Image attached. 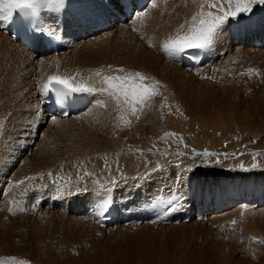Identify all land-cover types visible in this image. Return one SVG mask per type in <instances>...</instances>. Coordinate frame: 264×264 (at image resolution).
I'll list each match as a JSON object with an SVG mask.
<instances>
[{"label": "rangeland", "instance_id": "obj_1", "mask_svg": "<svg viewBox=\"0 0 264 264\" xmlns=\"http://www.w3.org/2000/svg\"><path fill=\"white\" fill-rule=\"evenodd\" d=\"M173 1L166 0L164 2L165 6L163 4L161 5V9H159L160 11H166L165 8L167 6V9L170 11L172 10L173 13L169 12L168 14V12H159L160 14L158 13L157 16V25L159 23L160 26H156L157 30L154 29V31H157L158 35L162 34L164 36V39H166L165 42H167L171 38V36L173 38L178 34H183L182 32H180V25L185 24V18H187V16L189 15L187 12V0H185L186 2L183 1L184 3H181L182 1H178L180 3V7L177 6V4ZM207 1L209 4L210 2L211 4L212 2H214L213 4H215L217 1V3H219L221 0ZM171 3L175 6H172ZM194 3H196L197 5V1L194 0L191 3V6H195ZM219 5L220 4H218L217 7L211 8L207 6L206 12H212L214 15L222 14L220 12V9L227 10L230 7V5H228L227 7L223 8L219 7ZM182 6H186V9L184 8V10H186L185 12L184 10H180L181 8L183 9ZM174 7L179 8L174 9ZM250 8L251 11L255 10L254 4H251ZM175 11H177L175 15L178 18H175L173 15ZM180 11L182 12V15ZM178 12L180 14H178ZM183 13L185 14L183 15ZM196 15H198V13L194 14L193 16H188V19L190 20H187L189 21V25L192 22V18ZM258 15H264V12L262 14L258 13ZM182 16H185L184 22L182 20ZM174 20L176 22H174ZM179 20L181 23L179 22ZM174 26H177L178 29ZM167 27L170 30H167ZM221 29L222 27L218 30V32H220L219 34H221V32L224 33V31ZM115 30L116 29H113V31ZM256 32H254V34ZM117 34L118 33L114 35L115 38L118 37ZM224 35H226L227 37L224 36L223 39L219 41V44L216 42L217 50L214 52L216 53L218 51L226 50V55L220 57L217 60L216 65H212V70L209 72V74H207V77L198 79L195 74H193V78L191 80L193 82H191L192 84L190 83L192 86L189 84V82L186 81H184L186 82V84H174L172 87H170V90L173 92V94L170 93V99L175 94L177 100L171 101L172 103L170 104L166 100L167 97L163 96L164 94L162 95L163 99L161 100L160 108L162 109V112H164V115L162 116V125H156L153 129V132L157 133L156 135H154L153 137H149V140H145V138L143 140H138L137 138L134 144L129 143L130 140L126 139L127 145L121 146L120 148H118V144L113 143V140H105L102 136V121H104V112L110 109L111 105L114 106V109H118L119 107H121L122 109L123 105L118 106L111 98L103 94L98 96L97 102L93 101L95 106H97L95 107V111L97 110L95 114H92L93 112L89 113L87 115H84V117L80 118L76 124L65 125L61 129L54 130L55 132L51 137V142L47 146V155L51 156L53 154L55 156L59 153L58 156L62 157L55 158L57 156L56 155L55 157L51 156V159L50 157H47V155H45L50 162V167L47 166V168H50L48 169V171L52 170L53 172L57 173L60 170L59 172H63V174L65 173V176H70L72 178L77 188H81L78 181V176H80L83 177L86 186H94L99 191L104 189L103 192L91 190L90 194L96 201H102L103 199L108 197L109 194L108 192H104L105 189H107V191L113 192L114 194H116L115 202H111L110 204H116L119 201H127L125 200L126 197H124V195L120 194V196L118 194L123 193V188H125L129 184V186L133 188L132 191L140 189L139 192H145L144 194L150 198L156 196L161 192L164 193V195H170L174 191V187L178 185L181 179L179 178V176L181 175H189L183 179V182L185 183L191 180H201L203 184L199 185V187L209 186V180L207 179H216L217 181V179L222 178V176H219V174L226 175L225 173H228L230 170H235L241 175L252 173L253 176L251 174H249V176H243V180H245L247 183H249V181H251L253 177L256 181L257 176H260V180L264 182L263 124L258 128H255L257 132L255 131L253 133L252 130L250 131L249 129H246L245 132V130H243L245 129V126L244 128H242L243 126L241 127L239 125H232V127L228 126L229 129L232 130V135H230L223 130L224 127L218 128L216 130H203L201 128V126L203 125L202 122L205 123L209 121L210 123V121L212 122L213 119L210 118V120L208 117L205 116L206 118L204 117L205 119H201L200 124H196L197 122H195V120L189 115H192V113L196 115L198 112H200V114L202 115L201 109L203 108V111L205 110L207 113H209V111H218L219 114L224 117H228L229 113L231 112L230 115H232L237 120L239 118L242 119L243 115L247 118L252 116V118H255L259 123H264V113H259L257 111V109H259V105L264 102V53L254 54L248 51L234 52L233 50H231V46H229L227 42H224L227 41L228 36L231 39L232 35L230 33H224ZM119 47L117 48L118 51L121 49H119ZM7 65L8 63L4 61L5 70L3 66L0 65V71L3 70V75L0 72V83L3 84L0 86H6V90L3 88L4 91H2L3 89L0 87V89H2L0 91V95L3 98L1 99L0 96V105H3L0 106L3 108H0V122L2 123V117H4L5 113H7L6 111H8V108L12 106L11 104H13L12 97L16 94L20 95V91H23V87H25L24 91L28 90L32 94L34 93L38 100L41 92L43 91L41 84L46 83L45 80H47H43V78L49 76L50 72H52L51 67L43 65L40 70L41 73L31 72L15 76L14 80H16L15 83L16 86H18L16 87L14 85L16 87L15 88L14 86L12 87L9 85L8 79L6 78V75L8 73ZM205 68L206 65L203 67V69ZM133 69L134 73L140 72L142 75H145L142 70L137 68ZM248 69H253V72L249 73ZM43 72L46 73L44 74ZM24 74H26L29 78ZM1 76L4 80H7H5L4 82ZM19 76L25 77H20L22 78L20 79L18 78ZM22 80L23 84L26 82L25 84L27 85H23ZM35 84V88L32 89L31 87H34ZM148 84L149 86L155 85V88L153 89L154 96L151 99L147 100L145 104L135 106V108L137 107V109L135 111V114H133L135 115L136 121H139L141 119L143 111L142 109H146L148 107L147 114L150 113V109H152L150 107L153 106L154 102L158 101L157 99H160L158 97L165 90V88H159L162 87V85L158 82L154 83V81H151L148 82ZM183 85H185L188 89H186L185 86L183 87ZM26 87L28 89H26ZM17 88L20 89V91L17 90ZM193 94V97L190 96ZM192 100H194L195 102ZM197 100L199 101L197 102ZM199 102L203 105L200 106L201 108H199ZM179 103L182 104V108H179ZM5 105L8 107H6ZM132 107L133 106H131V108ZM114 113L115 111L113 110L112 114ZM187 114L190 117H185V115ZM24 115H26V113H24ZM35 116L38 119V115ZM229 120H232V118H228L227 121ZM85 121L87 123H85V125L83 126V123ZM237 123L239 124L240 122ZM235 127L241 128L237 130ZM74 128L76 132H74ZM166 134H175V136L171 137L170 139H166ZM71 136L72 138H70ZM90 136H95V138L91 139L89 138ZM1 137H4L2 139V142H5L6 136L4 135V133H0V138ZM98 137H101L103 139L102 142L98 141ZM67 140H70V146L68 148H70L73 144L74 152L78 153L79 156L75 154L72 155V158H67V154H65L64 156V153H67L66 150L68 149H65L67 147L65 144L67 143ZM72 141H74V143ZM75 141L79 142V144L77 143L78 145H76ZM81 143L83 146L81 145ZM67 145H69V143H67ZM61 146H64L65 148ZM80 146L84 148L82 149V147ZM21 148L17 149L19 151H16L14 153L15 155L13 156H9V154L3 155L1 154L2 152L0 150V158L2 159L1 162L3 161L2 163L4 164L3 166V164L0 163V165L3 167L2 171H4L2 172L3 174L1 173L3 175V178H0V187L2 188L0 189V192H2V194L4 195L6 193H11L12 191L14 192L15 185L17 184V181L19 179V177L14 178V176H19L22 172H26L25 174H29L30 172V167L27 164V160L29 157L31 158V155L33 156L32 150L26 148V146L23 145L21 146ZM80 148L83 150V152ZM52 149L54 152L52 151ZM58 149L60 150L59 152H57ZM50 150L52 151L51 153H49ZM205 152H207L208 155H203V153ZM1 155L3 158L1 157ZM17 158L19 161L16 160ZM62 158H67L74 161L73 166L69 167L71 168V171H69V168L63 166V164L66 163L64 162V159V161H62ZM53 160L54 162H56L57 160L59 164H55ZM23 163L24 165H27L24 167L22 165ZM51 164L55 166H51ZM96 165H98L99 167H97ZM18 167L21 168V171H23L20 172V170L17 169ZM57 167L58 169H61L57 170ZM105 169L116 173V175H113L116 179L112 178L107 181L104 178L100 179V177H98V175L95 173L97 171H104ZM12 171L14 174L12 173ZM43 172L45 171L38 170L35 175H39V179L41 176L43 180ZM69 172H73V174L69 175ZM9 173H12L10 175V178ZM132 177L133 179L138 178L140 180H143L149 187H153L154 185L155 190L154 188H150L152 190L151 191L149 187H145L144 185L133 181ZM229 177L236 179L235 175H230ZM234 183L235 182H233L232 185ZM114 184L117 185L114 187ZM157 184H162L164 188L168 189H158ZM4 186L6 187V191H4ZM55 188L56 191H59V193H65V189L63 190L62 188ZM256 188H260L258 189L260 191L261 185L257 184ZM256 188H254V191H256ZM49 189L50 191L48 195L51 197L50 200H59L56 191L53 190L51 187H49ZM93 193H95L96 195ZM52 194H54V196H52ZM132 199V204L136 206L138 204L139 198ZM23 200H25V196L14 198V201H20L18 206L31 204L32 201L31 200L30 202H28L25 200L26 202H24ZM145 204L143 206H146L147 208L155 207V204L148 205V201ZM244 207L245 208H240L231 216H218L214 219H206L203 221L192 220L188 223H180L178 225H164L163 221H159L160 223H155L154 221L157 220L144 219V221H141L140 225H135L136 227H133V229H131L129 228V226H125L128 224L127 221H129L131 218H129L125 223L117 222L114 225L115 227L113 229L107 230L108 232H102V230H98V228H96L95 226L90 225L92 227H89V229L86 231L88 234L86 232H81L83 236H79L78 231L75 230L74 227H72V222L70 220L65 217H63V219L61 220L58 219V214H60L61 212L50 211V207H48V210L45 211L43 217L41 214H35L31 216V218L35 219V221L33 222L31 220H26L23 222V226L16 223V226L20 229L19 231H21V233H19L18 231L16 234H21L22 238L20 236V238L17 237L12 241H0L4 249L5 246L9 243V246L5 249L4 255L0 257V264H15V262L19 261H25L27 262V264H129L128 262L132 264L133 261L135 262L134 264H201L203 260H205L207 257L210 258V251H212L214 243L218 242H225V244L231 246L234 252L233 254L227 253V257L225 256V260L223 259V262L220 264H263L264 227L262 224L264 223V221H262L261 218H263L264 220V213L257 214L255 213V211H264V207H259L254 210L249 209L247 206ZM160 211L161 207L158 210L157 214ZM125 213L126 211L123 214ZM225 213L226 212H224V214ZM245 213H247V215H245ZM64 214L71 217L69 213ZM257 215L261 217H258ZM146 221L149 222V224L142 225ZM232 221H235L236 223L233 224ZM25 224L29 225L26 232L23 231ZM13 226H15V224L12 225V227ZM19 226H22V228H20ZM99 226L101 227L100 224ZM139 227H141V229ZM172 227L174 229H171ZM29 229L37 230V238L40 241H37L36 238H31L32 234L29 235V238L33 241L26 240L24 235H27ZM182 231L184 232L182 233ZM15 247L19 248V255L14 253L13 249ZM110 257L113 259L110 260ZM132 257L135 259H133ZM141 257L143 258V261ZM128 258L130 261L127 262L126 259L128 260ZM122 260L124 262H122ZM125 261L127 263H125ZM210 263H213L212 259H210Z\"/></svg>", "mask_w": 264, "mask_h": 264}, {"label": "bare ground", "instance_id": "obj_2", "mask_svg": "<svg viewBox=\"0 0 264 264\" xmlns=\"http://www.w3.org/2000/svg\"><path fill=\"white\" fill-rule=\"evenodd\" d=\"M165 1L166 0H153L152 4L144 12L143 16H138V14H136L129 24L123 25L122 27L116 26L115 31L103 30L102 32H99L96 35L91 33V27L95 28V27L99 26L102 23V21L112 18L113 13L115 11H117V3L115 0H60L59 4H55L53 6L51 5V3H43L42 2L40 4H37L35 6V8L37 9L38 14H39L38 16H39L40 26L42 25V28L44 31L59 32V30L62 29L63 27L68 28V34L63 39V50L61 52H59L58 54H52V55H47V56H42L40 52H38L34 49H26L25 47L18 45L17 42H13L8 37L7 33H4V28H5L4 25H6L5 23L7 21H0V65H2L4 68V61L8 63V65H7L8 66V68H7V72H8L7 75L8 76L6 75V78L8 79L9 85L12 87L14 85L16 86V83H15L16 80H14L15 76H18V75L23 74V73H31V72L39 73L41 70V67L43 65L49 66L52 69V72H50V74L48 73L49 76H46L47 78L45 77V78H43V80L44 79L48 80V77H50V76H59L61 78H73L72 82L74 84H77V85L85 84V85H89L91 87H94L96 89L104 87V85L101 83V80L104 76H116V75H119L122 77L123 76H129L130 74L134 73L133 68L140 69L145 74L144 76L149 78L147 80V83L151 82V81H154V83H157V82L160 83L162 85V87H159V88H165L164 92L158 97L160 99L156 98L158 101L155 100L156 102H154L153 106L150 107V108H152V109H150V113L147 114V108L148 107L146 109H142L143 111H142L141 119L139 121L135 120V115L133 114V107L131 108L130 105H123L122 109H121V107H119L118 109L117 108L114 109V106L111 105V108L104 112V117H103L104 121H102V134H103L102 136L107 141L113 140V143L118 144V148H120L121 146L127 145L126 139L130 140L129 143H131V144H134L137 138H138V140H143L144 138H145V140L146 139L149 140V137H153L154 135L157 134L156 132H153L154 127L156 125H162V116L164 115V112H162V109L160 108L161 100L163 99L162 95L164 94L163 96L167 97L166 100L168 101L169 104L172 103L171 101H176L177 98L175 97V94L170 99V93L173 94V92L170 90L171 89L170 87H172L174 84L175 85H177L179 83L180 84L181 83L186 84V82H189V84H190L191 82H193V81H191L193 78L192 75L203 69V67L211 59L210 58V55H212L211 52L217 50L216 49V46H217L216 42L219 44V41L222 40L224 36H226V35H224L225 32L224 33L221 32V34H219L220 32H218L217 36L214 38L212 45L210 47H208V49H207L206 56L208 55V59L204 60L198 68L189 69V68L185 67L181 61H178V60L174 59L173 57H169L163 51V44H164L166 39H164V36L162 34L158 35L157 31H154V29L157 30L156 26H158V25L160 26L159 23L157 25L158 13L159 12H162V13L168 12V14H169V12H172V10L170 11L167 9V6L165 8L166 11L165 10H163V11L159 10V9H161L160 8L161 5L162 4L164 5ZM178 1H182L181 3L186 2L185 0H174L173 2H175L177 4V6H179V7H180V3ZM193 1L194 0H187V5H188V11L187 12L190 16L191 15L193 16L194 14L200 13L201 11L206 12V7L209 5L207 0H196L197 5H196V3H194L195 6H191L192 5L191 3ZM213 3L214 2H212V4ZM210 4H211V2H210ZM172 6H175V5L172 4ZM179 7H177V8H179ZM185 7H183V9L181 8L180 10L183 11ZM177 8L174 7V9H177ZM185 11L186 10H184V12ZM175 13H177V11L174 12V14H173L174 17L178 18V17H176ZM178 14H180V13L178 12ZM184 14L185 13H183V15ZM181 15H182V12H181ZM64 16H67V19H65ZM185 16L184 17L182 16L183 22H184ZM188 16H187V18H185L186 19L185 24L180 25L181 26L180 32H182V33L184 31H186V29L188 27L187 25H189L188 22L190 20L188 19L189 18ZM172 17H171V19H172ZM175 20H174V22L177 21V20L176 21ZM187 20H189V21H187ZM179 22H180V20H179ZM169 23H170V21H169ZM245 25H246V31H242L241 34H239L237 38H234V36H232L230 39L228 36L227 41H224V40L223 41L227 42L229 44V46H231V50H233L234 52L235 51H246V52L248 51V52H251L254 54L264 53V48L254 49L250 46H245L248 38H251L252 36H255V37L260 36L264 32V15H258V14L253 15L252 18L250 20H248V22ZM82 26H84L83 30L80 31V34L77 33L81 29ZM174 27L178 29L177 26H174ZM165 28H166V26H165ZM167 30H170V29L168 28ZM163 32H164V30H163ZM170 32H169V34H170ZM254 32H256V33L254 34ZM116 33H118L117 38L114 37V35ZM82 36H83V38H82ZM167 36H169V35H167ZM171 38H172V36H171ZM88 44H89V46H88ZM117 46L118 47L120 46L119 49L121 48L119 51L117 49L118 48ZM111 47H112V50H111ZM113 48H114V50H113ZM210 49H211V52H210ZM173 61H178L180 63V65L177 63H171ZM119 69H123L124 71L120 72V71H118ZM4 70H5V68H4ZM2 71H0V72L3 75ZM97 71H100V73H101L100 77H96L95 73ZM24 75H26V74H24ZM43 76H41V77H43ZM20 77H23V76H19L18 78H20ZM1 78H2V76H1ZM7 79H5V80H7ZM20 79H22V78H20ZM5 80H4V82H5ZM23 80H22V84H23ZM47 80H45V81L47 82ZM184 81H186V82H184ZM19 82H20V80H19ZM39 83H41V82H39ZM2 84L0 83V85H2ZM43 84H41V85H43ZM25 85H27V84H25ZM184 86L185 85H183V87ZM0 87L2 89L3 88L5 89L6 86L5 87L0 86ZM16 87H18V86H16ZM27 87H26V89H28ZM23 88L25 90V87H23ZM31 88L33 89L34 87L32 86ZM185 88H186V86H185ZM2 89H0V91ZM4 89L2 91H4ZM186 89H188V88H186ZM17 90L20 91V89H18V88H17ZM23 91H20L21 92L20 95L16 94L15 96L12 97L13 99L11 98L13 100L12 101L13 104H11L12 106L10 108H8V111H6L7 113H5L4 117H2L3 123L0 122V133L1 134L4 133V135L6 136L5 142H2V139L4 137L0 138V150L2 152V153L1 152L0 153L3 155L9 154V156H13V155H15L14 153L16 151H19L17 149H20L21 146L23 145V146H26V148L32 150L33 156L31 155V158L28 156L30 158V160H29V158L27 160L28 161L27 164L30 167L29 168L30 169L29 174H25L26 172L25 173L22 172L23 170L21 171L20 170L21 168L18 167L17 169H19L20 172H22V173H20V175L18 173L19 176H14V178L19 177L17 182L25 181V183L19 184V187H17L16 186L17 184H16L15 188H14V192L12 191L11 193H6L5 195L2 194V192H0V241H12L17 237L20 238L21 234H19V235L16 234L20 230L16 225L17 224L22 225V224H24L23 222L26 220H31L33 222V221H35V219L31 218L32 215L41 214L43 217L45 214V211H47V210L39 211L38 208L36 207V205H34V204H27L24 206H18L17 204H13L12 202L14 201L15 197H21V196H23V197L25 196V200L30 202L32 200L34 187H36L37 184L41 185V184L46 183L44 180H42L41 176L39 179L38 178L39 175H35V173H37L38 170H44L45 171V170L50 169V168H47V166L50 167L49 166L50 162H49V159L46 158L45 155H47V153H48L47 152V146L51 142V137L53 136V134L55 132L54 130L61 129L65 125L76 124L80 118L84 117V115H87V114L92 113V112H93L92 114H95L97 112V110L95 111V107H97V106H95L93 99L91 97H89V99L91 100V105L86 109V111L84 113H80L78 115H71V116H69V118L67 120H55V123H53V121L46 120L44 114L42 113L43 112V105L39 101H40V97L44 91L41 92L38 100H37V97L34 95V93L32 94L28 90L24 91V92ZM186 91H188V90H186ZM190 91H192V90H190ZM189 94H190V92H189ZM194 94L190 95V96L193 97ZM195 96H197V95H195ZM197 98H199V97H197ZM1 99H3L2 96H1ZM192 101H194V100H192ZM195 101H196V99H195ZM198 101L199 100H197V102ZM3 102H4V100H3ZM198 104H200L199 108H201L200 106L202 105V103L199 102ZM0 106H3V105L1 104ZM6 107H8V106H6ZM0 108H2V107H0ZM179 108H182L181 103H179ZM258 108L259 109H257V111L259 113H264V102L261 103ZM136 109H137V107H136ZM113 110L115 111L114 114H112ZM201 110H202V115L200 114V112H198L196 115L193 114L192 112H190V113H192V115L191 114H189V115L195 120V122H197L196 124H198V123L200 124L201 119H205L206 117H208L209 119L210 118L213 119V121L212 122L210 121V123H209V121H207L205 123L202 122L203 125L201 126V128L203 130H206V131L207 130H216L218 128L224 127L223 130L227 134L232 135L231 134L232 130L229 129L228 126L232 127V125H239L241 127L243 126L242 128H244V126H245V129H243V130H245V132H246V129L247 130L249 129L250 131L252 130V133H253L256 131L255 128H258L262 124L264 125V123H262V122L259 123L255 118H252L251 114H250L251 117H249V118H247L246 116L243 115L242 119L239 118L237 120L232 115H230L231 112L229 113L228 117H224L221 114H219L218 111H214V112L209 111V113H207L205 110L203 111V108ZM244 112H245V110H244ZM24 113H26V115H24ZM35 115H38V119H35L34 121H37V123L42 127V130L38 133L36 138L31 137L33 133L31 131L30 127H27L31 124L32 120L36 117ZM189 115L187 114V115H185V117H190ZM230 117L232 118V120L227 121L228 118H230ZM237 122H240V123L238 124ZM85 123H87V122L85 121L83 123V126L85 125ZM34 124H36V123H34ZM241 127H237V128L235 127V128L238 130ZM74 130H75V128H74ZM74 132H76V130ZM55 136H56V134H55ZM66 138H67V136H66ZM70 138H72V136ZM74 138H76V137H74ZM89 138L94 139L95 136H90ZM121 139H123V140H121ZM102 140L103 139L101 137H98L99 142H102ZM69 141L67 140V143H69V145H67V143H65L67 146L66 148L64 146H61V147H64L65 149H67L70 146ZM72 142L74 143V141H72ZM75 143H76V145L79 144V142H76V141H75ZM81 145H82V143H81ZM82 146H80V147H82ZM84 146H86V145H84ZM87 147H85V148H87ZM83 148L84 147H82V149ZM59 149H60V147H59ZM59 149H58V151L57 150L56 151L59 152L60 151ZM21 150H22V148H21ZM52 151H53V149H52ZM52 151L50 150L49 153H51ZM66 151H67V153H64V156H65V154H67L66 155L67 158H70V157L72 158L73 154L78 155V153L74 152L73 144ZM82 152H83V150H82ZM58 154H56L57 156L55 155L56 157L53 154L51 156L58 158L59 157ZM60 155H62V154H60ZM101 155H103V154H101ZM51 156L47 155V157H50V158H51ZM1 157H2V155H1ZM61 157H59V158H61ZM55 158H54V160H55ZM67 158L66 159L62 158V161L65 160L64 162L66 164H63V166H65L66 168H69L70 166H73L74 161L67 159ZM23 159H22V161H23ZM1 160L2 159L0 158V163L3 162V161L1 162ZM16 160H18V158ZM54 160H53V162H54ZM58 161H59V159H58ZM58 161L56 160V162H54V163L59 164ZM60 162H61V160H60ZM90 162H91V160H90ZM24 163L22 165L25 167L27 164L24 165ZM97 163H99V162H97ZM52 164H51V166H55ZM3 166H4V164H3ZM96 166L99 167L98 165H96ZM2 168L3 167L0 165V178L3 176L2 172H4V171H2ZM56 169L59 170L61 168L58 169V167H57ZM9 170H10V168H9ZM69 171H71V168H69ZM40 172H42V171H40ZM7 173H8V171H7ZM7 173H6V175H7ZM12 173H13V171H12ZM12 173H9V178L11 177L10 175ZM95 173L98 175V177H100V179L104 178L107 181H109V179H112L114 177L113 176L114 174L116 175V173H114L110 170H107V169H105L104 171H97ZM68 174L69 175L73 174V172L72 173L69 172ZM27 177H36V179L29 181V180H26ZM235 180L236 179H234L232 177H228L227 179H225L220 185L222 192L223 193L226 192V194L228 195L227 191H228L229 185L232 186V183L235 182ZM129 185L126 186L125 188H123L124 189L123 192H126L127 189L130 192H133L132 191L133 188H131V186H129ZM152 185H150V186H152ZM150 188L151 189L154 188V185H153V187H149V189ZM0 189H2V188L0 187ZM134 189H135V187H134ZM258 189H260V188H258ZM154 190H155V188H154ZM93 194H95V193H93ZM152 201H156V202H152ZM77 203L78 202H76V204H74V205L77 206L78 205ZM148 203H149L148 205L155 204V207L147 208L146 206H142V208L150 215L151 214H157L158 210L160 209L159 198H155L153 200H150V201H148ZM128 204H129L128 201H119L116 203V205H119L118 211H120V213H121V220H115L111 225V229H113L115 227L114 225L117 222L125 223L129 218H131L130 207L128 206ZM42 208L45 209V207H42ZM9 209H11V211H9ZM239 209L240 208H234V209H231L229 211H224V212H226L225 214H224V212H222V213H218V214L209 215L206 217H207V219H214L215 217H218V216H221V217L222 216L223 217L224 216H231L233 213H235ZM110 210L116 211L115 209H110ZM125 211H126V213L123 214ZM255 213H257V214L258 213H264V211L263 210L262 211L257 210V211H255ZM58 215H59L58 219H60V220L63 219V217L70 220L72 222V227H74V229L78 231L79 236H83L81 234V232L85 233L89 229V227H92V226H95L96 228H98V230L99 229L102 230V232L103 231L108 232L107 231L108 229H104V228H101L99 226L100 223L98 222V218L100 215L97 217V220L96 219L94 220V217H92V216L90 218L82 217V216H80V214H78V216H75V215H71L69 213V215H71V217H70V216L64 214V212H61ZM245 215H247V213H245ZM258 217H261V216H258ZM5 218H6V220H5ZM148 219H152V217L148 218ZM261 219H262V221H264L263 218H261ZM147 221L142 225L149 224V222H147ZM253 221H254V219H253ZM154 222L160 223L159 221H154ZM14 224H15V226L12 227V225H14ZM69 225H71V224H69ZM90 225H92V226H90ZM262 225L264 227V223ZM22 226H19V227L22 228ZM118 226H119V224H118ZM125 226H127V225H125ZM128 226L131 229H133V227H136L135 225H128ZM153 226H156V225H153ZM28 227H29V225L25 224L23 231L26 232ZM139 228L141 229V227H139ZM151 228H152V226H151ZM260 228H261V225H260ZM127 229H128V227H127ZM167 229H169V228H167ZM171 229H174V228L172 227ZM151 231H152V229H151ZM25 232H23V233H25ZM183 232L184 231H182V233ZM19 233H21V231H19ZM75 233H77V232H75ZM30 234H32L31 238H36L37 241H40L37 238L38 237L37 230L29 229V231L27 232V235H24L26 240L33 241L32 239L29 238ZM130 235H131V232H130ZM21 238H22V236H21ZM223 243H220V242L214 243L212 251H210L211 252L210 258L207 257L205 260H203V262L201 264H211L210 259H212V261H213L212 264H220L223 262V259L227 255V253H230V254L234 253L231 246L225 244V242H223ZM8 246H9V243L5 246V249ZM5 249H4L3 245L0 243V257H2L4 255ZM13 250H14L15 254H17V255L20 254V250L18 247H15ZM117 255H118V253H117ZM119 256H121V255H119ZM111 259H113V258L110 257V260ZM133 259H135V258H133ZM149 259H151V258H149ZM126 261L127 262L130 261L129 258H128V260L126 259ZM126 261H125V263H127ZM142 261H143V258H142ZM122 262H124V261L122 260ZM128 263L131 264L130 262H128ZM134 263L135 262L133 261L132 264H134Z\"/></svg>", "mask_w": 264, "mask_h": 264}, {"label": "snow or ice", "instance_id": "obj_3", "mask_svg": "<svg viewBox=\"0 0 264 264\" xmlns=\"http://www.w3.org/2000/svg\"><path fill=\"white\" fill-rule=\"evenodd\" d=\"M55 3L59 4L60 0H0V21H8L12 19L13 12L20 11L21 13L34 10L35 6L40 3ZM230 7L227 10L220 9L222 14L214 15L212 12L201 11L198 15L192 18L191 24L187 27L183 34H178L170 38L163 44V51L169 57H176L178 54L185 53L189 49H207L214 41L218 34V30L228 20L229 17L235 18L238 14L250 12V5L253 3H264V0H228ZM208 7H217L215 4H209ZM144 12L138 13V16H143ZM42 30V29H41ZM52 35H56L53 31ZM59 38L58 36L56 37ZM118 71L123 72V69ZM248 72H253V69H248ZM96 77H100V71L95 73ZM149 78L142 75L140 72H135L129 76H104L101 83L104 87L96 89L85 84H74L73 78H61L59 76H50L46 83L42 85V90L45 94L52 92L57 95L58 102L65 96H70L74 93L99 91L102 94L110 97L118 106L130 105L133 106L135 114L136 105L145 104L147 100L154 95L153 89L155 85L149 86L147 80ZM99 103V102H98ZM55 123L56 118H52ZM175 134H166L165 138L170 139ZM203 155H208L207 152ZM51 173L49 176L51 177ZM42 178V177H41ZM36 177H27L26 180H33ZM25 181L17 182L23 184ZM107 191V189H105ZM19 205L20 201H13ZM111 203L110 197H106L100 201L96 208V215H103ZM169 204L174 206V202L169 201ZM23 210V209H22ZM11 211V209H9ZM235 224V221H232ZM15 264H27L25 261L15 262Z\"/></svg>", "mask_w": 264, "mask_h": 264}]
</instances>
